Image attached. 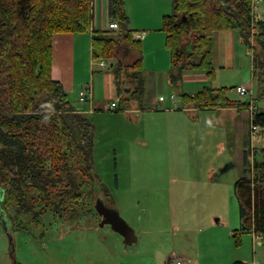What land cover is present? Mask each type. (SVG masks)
<instances>
[{"label":"rangeland","instance_id":"rangeland-1","mask_svg":"<svg viewBox=\"0 0 264 264\" xmlns=\"http://www.w3.org/2000/svg\"><path fill=\"white\" fill-rule=\"evenodd\" d=\"M138 1H142L144 6L137 5L138 13L146 11V8L150 11L149 16L145 12L141 17V24L154 25L155 8L145 6L151 0ZM157 1L156 5L168 2ZM260 4L259 13L264 17V1ZM112 32L119 34L120 30ZM254 46L259 47L255 37L249 47L253 55ZM251 56H245V64L250 65ZM155 59V53L146 52L144 66L152 70L157 66ZM104 71L111 73L112 68L108 66ZM199 73L206 74L200 69H188L182 75L199 77ZM240 73L234 68L217 66L213 77L201 78L198 86L191 89L207 85L211 88L227 86L230 99L244 101L246 98L231 88ZM145 74L146 100L143 108L152 106L160 96L166 98L165 106H171L172 93L176 95L175 104L181 103V87L171 84L166 73L157 74L151 81L152 72ZM257 83L254 77L251 85L253 97L258 103V111H264V94L259 92ZM195 85L184 88L189 90ZM103 94L102 102L105 103L118 97L107 91ZM70 98L78 112L94 123V169L91 174L81 170L73 172L79 197L63 207L60 213L52 203L55 196L50 201L35 203L34 209L40 212L39 215L18 213L16 204L8 198V189L11 187L9 178L19 175L17 162L22 159L13 158L19 147L0 142V150L11 151L6 155L0 151V167L3 164L7 166V178L0 169V199L3 198L2 204L0 200V264H166L169 258H174L172 250L199 258L198 262L191 264H217L218 260L229 255V249H234L235 245V251L249 260L256 256L257 249L259 258L256 257L255 262L264 263V246L258 247L253 234H242L237 245L233 234L236 231L233 230L230 236L227 232L230 230L228 222L239 225V207L233 184L243 166L241 148L243 151L248 148L251 154L255 151L256 157L262 155L264 132L252 137L248 128L235 126H227L220 131L216 128L212 132L215 126L206 124L210 114H201L200 120L190 126L198 130L202 144L201 159L198 152L189 150L193 161H203L204 167L198 169V163L194 166L188 158L177 161L170 153L162 151L158 145L161 136L156 137L155 145L139 141V138L148 136L147 128L153 121L170 123L167 121L170 117L146 118L150 126L145 121L138 125L127 120L125 110L103 108L96 110L95 115H87L80 110L90 107L91 103L78 99L76 95ZM4 99L5 96L0 97V101ZM152 129L157 131L154 126ZM186 134L191 135L192 131L187 130ZM155 162L160 169L152 167ZM253 170L248 176L254 175ZM68 182L69 179L65 178L62 186ZM54 192L57 190L54 189ZM98 198L117 210L132 227L138 236L132 244L126 243L124 236L111 225H102L99 211L93 209ZM68 208L76 209L80 215L72 218Z\"/></svg>","mask_w":264,"mask_h":264},{"label":"trees","instance_id":"trees-1","mask_svg":"<svg viewBox=\"0 0 264 264\" xmlns=\"http://www.w3.org/2000/svg\"><path fill=\"white\" fill-rule=\"evenodd\" d=\"M124 1L110 0V15L121 24L117 36L109 30H93L94 59H112L120 41L134 42L133 32L127 28ZM251 9L252 0H173L172 12L164 16L162 28L173 78L179 80L188 69H200L213 77V33L238 30L249 47L254 37L259 44L252 54L254 77L264 94V17L258 20L260 32L252 34ZM93 20L94 0H0V97L5 96L0 101V142L19 147L13 154L15 160L22 159L17 162L19 175L9 178L8 189V198L18 213L39 215L35 203L50 201L52 196L60 213L79 197L73 172L91 174L94 169V123L78 112L64 84L52 77L53 35L89 30ZM141 60L128 66L118 63L114 68L120 91L123 73L136 84L130 94L136 99L143 93ZM228 89L205 86L188 96V101L202 108L249 107L246 100L232 101ZM128 98L122 96L121 100ZM255 121H264V111L257 112ZM0 151L5 155L11 152L5 148ZM251 163L245 172L254 169V175L238 178L234 190L242 232L259 234L264 243V157ZM0 169L7 178V166ZM65 178L69 182L62 186ZM93 209L97 210L96 206ZM67 210L72 218L80 215L76 209ZM240 236V232L234 233L237 245Z\"/></svg>","mask_w":264,"mask_h":264},{"label":"crops","instance_id":"crops-1","mask_svg":"<svg viewBox=\"0 0 264 264\" xmlns=\"http://www.w3.org/2000/svg\"><path fill=\"white\" fill-rule=\"evenodd\" d=\"M151 2L155 4L152 5ZM151 2L145 4V6H153L155 8V10H153L156 14L155 24L142 25L140 19L141 17H143L145 12L147 16H149V8H146V11L143 10L142 13H138L136 11V7L137 5L143 6L142 1L126 0V3L124 1V11L127 16V28L133 32L132 39H134V42L120 41L117 45V55L112 59H102L105 61V65H102L101 60L97 61L93 58L92 32L95 29L108 31V23L113 18L110 15V0H94V20L91 29L77 33L59 32L53 35L52 76L54 80H58L64 84L65 88L72 98L73 95H76L79 99V93L84 89L86 85L91 84L93 94L92 98L89 99V102L91 103L90 107L80 110L87 115H95L96 110H103V108L109 109L111 103L116 102L118 104V109L116 111L125 110L127 114V120L134 124L140 125L143 121H145V124L150 126V124L148 123L149 120H147L146 118L170 117L171 119L167 120L170 121V123H165L164 121H153L152 125L147 128L148 136L139 138V141H142L143 144L146 145H155L156 137L161 136L160 144L158 145L162 148V151L170 153L174 159L176 158L175 160L177 161H181V158H183L184 160L188 158V161H190L192 165L195 166V164L198 163V169H201L202 167H204L203 161H193L190 158V149L193 152H198L200 159L202 158V144L200 143L201 139L199 137L198 130H194L190 127L192 126V123L198 122L201 118L200 115L205 113L210 114V117L207 119L206 124L211 127L215 126V129H213L212 132H214L216 128H219L220 131L221 129H225V127L227 126H230L231 128L234 126L244 127V129L248 128L250 131V111L249 108L240 105H232L221 108H202L189 103L188 96H194L196 93L203 89L200 88L196 90L191 88H196L198 86L197 82L201 81V78H209L211 76H209L205 72L206 74H197L199 77H194L191 74H184L179 80H175L173 78L170 50L166 45V33L162 29L164 16L172 11L173 0H168L166 4L159 3L157 5V0H151ZM106 21H108V23ZM116 33L118 34V32ZM116 33L115 36H117ZM137 34H143L144 37L138 40L135 37V35ZM149 51L156 54L155 61L157 63V66L152 70L147 65L144 66L143 62L146 52ZM250 54L252 55L250 48L246 44L241 33L238 30H217L213 33L212 61L214 66V74L217 66L221 68L230 67L236 69L238 72H241L237 78L236 83L233 87H231L236 91L237 86L240 84L250 83L252 85L254 83L253 56H251L250 65L245 64L247 62H244L245 56H249ZM139 58L142 59V66H144L145 69L142 75L143 93L140 99H136L130 97V94L136 84L130 77L126 75V73H123L121 75L120 91L118 82L116 81L114 68L118 63L127 66L132 65V63H134ZM108 66L112 68L111 73L104 71V69ZM148 71L152 72V76L150 77L149 81H151L152 78L159 73L161 75H164L166 73L167 79L171 82V84H173L175 87H181V103L178 105L175 104L176 95L172 93L170 95L171 106H165L163 103L166 98L164 96H160L158 101L155 102L152 106L143 108L142 104L146 100V94L144 95V93L147 75L145 74V72ZM222 81L223 79L221 75V82ZM194 83L196 84L195 86H191L188 88L189 90H185L184 87H187L188 85H192ZM220 87L227 86H212V88ZM106 91L109 94L118 95V97L108 103L102 102L104 98L103 93ZM172 95H175V97H172ZM122 96H129V98L123 102L121 100ZM161 97H164V99L161 100ZM95 100H97L98 102H96ZM231 100L235 101L237 99L231 98ZM159 114L163 116H159ZM153 126L157 131L152 129ZM187 130L192 131V134L187 135ZM260 132H258V134ZM208 141H210V138H208ZM182 143L184 144L182 145ZM263 150L264 146L262 147V151ZM241 151L243 152V166L241 167L240 175L238 176V178L242 177L245 174L248 176V173H250V171L245 172V168L248 166V162L250 163L251 161L253 163L255 159H263L264 157V153L262 155L259 154L258 157H256L255 151L251 154V150H248V148L244 151L243 148H241ZM152 167L160 169L159 165L156 162L152 165ZM238 215L239 225L228 222V226L230 225V230L227 231L228 236H230L233 230L236 232H240V235L244 233L252 234L250 232H242L239 209ZM236 226H239V228L235 229L234 227ZM136 238H138V236H136ZM258 244V247L264 246V243L262 241L260 243L258 242ZM219 247L223 246L219 245ZM235 248L229 249V255L227 257H222L221 260H218L217 264H231L235 261H242L244 263L251 264L252 262H255V260H257L256 257L259 258L257 249L256 256H253V258L249 260L248 257L246 258L240 252L235 251L237 250ZM172 251V255L174 256V258L183 259L188 264L196 261L198 262L199 258L189 256L185 254V252L177 254L174 250ZM174 258L172 257L169 259Z\"/></svg>","mask_w":264,"mask_h":264},{"label":"built area","instance_id":"built-area-1","mask_svg":"<svg viewBox=\"0 0 264 264\" xmlns=\"http://www.w3.org/2000/svg\"><path fill=\"white\" fill-rule=\"evenodd\" d=\"M261 1L264 0H252V34H257L260 32L258 29V20L263 18L262 15L259 13L260 9L262 8V5L260 4ZM108 29L109 30H120L121 29V24L117 21V19H112L108 23ZM264 32V31H262ZM136 39H142L144 37L143 34H137L135 35ZM101 64L105 65V61L101 60ZM237 92L245 97L246 101L249 102V111H250V133L251 136H255L258 132L264 131V121L261 123H257L255 121L256 114L258 112V103L255 101V98L253 97V91L251 84H240L237 86ZM92 86L91 84H88L84 87V89L79 93V99L83 101H89L90 98H92ZM172 97H175V95H172ZM161 100L164 99V97L160 98ZM248 99V100H247ZM109 109L112 110H117L118 109V104L116 102H112L111 105L109 106ZM253 164V163H252ZM254 235V242L258 243L261 242L262 236L259 234ZM166 264H188L185 260L179 259V258H174V259H169ZM252 264H264L260 262H254Z\"/></svg>","mask_w":264,"mask_h":264},{"label":"water","instance_id":"water-1","mask_svg":"<svg viewBox=\"0 0 264 264\" xmlns=\"http://www.w3.org/2000/svg\"><path fill=\"white\" fill-rule=\"evenodd\" d=\"M95 206L97 211L104 216L102 225L106 223L110 224L115 231L124 236L126 243L132 244L137 239L132 227L128 225L117 210L106 205V203L100 198H98ZM130 234H132L134 238Z\"/></svg>","mask_w":264,"mask_h":264},{"label":"flooded vegetation","instance_id":"flooded-vegetation-1","mask_svg":"<svg viewBox=\"0 0 264 264\" xmlns=\"http://www.w3.org/2000/svg\"><path fill=\"white\" fill-rule=\"evenodd\" d=\"M1 194V193H0ZM3 199V198H2ZM1 200V199H0ZM101 215V217H102V219L104 218V216L102 215V214H100ZM108 224V223H107ZM110 225V224H109ZM112 227V226H111ZM130 235H132V234H130ZM133 236V235H132ZM133 238H134V236H133ZM128 240H129V238H128Z\"/></svg>","mask_w":264,"mask_h":264}]
</instances>
